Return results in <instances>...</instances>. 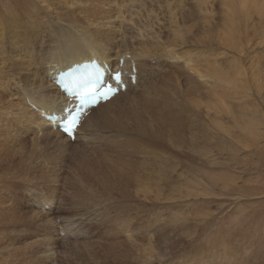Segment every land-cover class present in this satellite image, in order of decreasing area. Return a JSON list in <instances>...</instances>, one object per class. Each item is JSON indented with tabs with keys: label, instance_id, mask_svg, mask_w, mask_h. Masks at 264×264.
<instances>
[{
	"label": "rangeland",
	"instance_id": "374dc122",
	"mask_svg": "<svg viewBox=\"0 0 264 264\" xmlns=\"http://www.w3.org/2000/svg\"><path fill=\"white\" fill-rule=\"evenodd\" d=\"M6 1L7 0L4 1L5 5L7 3L6 9L2 10L4 5L0 4V11H1L0 19L2 20L4 18L5 22L11 16V13L14 12L12 11L13 7H12L11 2H9L10 0H8L7 2ZM110 1H111V4H109ZM131 1L133 3H130V0H106V1L105 0H58V1L57 0H48V1L47 0H41V1L40 0H37V1L36 0H25V3H24V1L22 0L23 4L21 6L14 5V7L17 10L16 12L22 17L24 27L17 28L13 32V31L7 30L8 25L6 24L3 26L5 30L0 32V52H8L6 54H3L2 56L6 59V62L4 63L0 62L2 63V66H3V67L1 66V71H2L1 74H3V72H7L6 69L8 67L12 68L11 70L8 69V73L10 72L9 73L10 76L11 74L14 76L17 73L16 70L12 66H16L17 64H19L18 63L19 61L13 60L12 54L9 53V51L14 53L15 55L16 54L24 55L26 51L28 49L30 50L32 47V48H35L34 50L38 51L37 53H34L36 58L37 57L40 58L46 51L50 49L48 48L49 46L48 44H53L52 38H54L59 33L60 28L65 29V30L66 29L76 30V29H81V28L82 29L87 28L91 24L90 22L94 20V14L99 13L95 11H98L100 9L102 10V13L104 11V14L106 13L107 15V12H110V15L113 16L114 21H115V23L113 21V25L114 27L115 26L117 27L116 28L118 32L117 34H121V36H124L126 38L127 37L132 38L133 41L138 40V38L140 41H145L146 39L155 41L153 40V37L151 35L148 36L147 32L141 29V27L139 26V23L147 24V25L149 24L151 25V28L152 26L155 27L158 24L159 25H163L165 23L166 24L171 23L173 25L177 24V25H180L179 28L181 27L183 28L184 30L183 34H185L187 38H189V40H187L189 41V43L191 42L192 37H193L192 40L196 41V42L192 41L194 42V44L196 43L195 46L198 49V50L196 49L197 52L196 51L195 52L199 53L201 57L203 55L202 59H205V61L207 60L205 56L208 57L210 62L212 61V63L210 62L208 63L211 64L210 65L211 67L216 68V69L213 68L214 71H216L215 72L216 74L223 73L221 75L222 77H228L232 75L231 76L232 78L230 77L231 79L230 82L232 84V82L234 81V76L236 75V72L240 67L241 69L244 68L245 71L248 72L247 81H244L242 78H240L238 83H236V84H240L242 88L236 89L233 87V85H229L227 86V89L229 90H226V88L225 89L223 88V90L222 88H219V90H217V92L220 91L222 92V95L225 94V96L229 98V101L225 100V105H224V101L222 100L224 97L221 98L217 96V98L219 97L221 99H218L219 101L216 99L218 102L217 105L219 104L220 100H222L223 104L221 105H224V106L228 105L229 106L228 108L232 110L234 109L238 110L239 105L246 104L247 107L249 108V114H248V120H247L249 121L248 128L245 132H242L240 128L237 127V124H238L237 121H234L232 117H229L231 120L230 122L226 123V125H225V122L214 120V118H216V115L214 114L213 111L208 109V104H212L208 101L212 100L211 102H213L215 100L214 99L215 97H213V99H207L206 92H205V89L207 87H205V84H204L205 80L198 79L199 80L198 81L197 78L196 79L194 78L193 79L194 81L193 80L190 81L189 77L191 75L189 76V73L186 70L185 72L188 74L189 81L188 82L186 81L188 80L186 76L187 74H184L185 72L181 73L182 75H184V77L180 79V83L182 85L181 87L182 91H186V92L188 91L187 87H189V83H190V86L192 87L196 86L197 84L201 82L202 83L197 85V87L199 86L198 88L199 90L195 89L196 87H194L195 93L191 94L193 96L189 94L183 95L184 105L186 107L188 106V108L193 112L190 115H188L187 113L182 115L183 123L186 122L185 123L186 125H188L189 123H197L199 127H197L195 131H197L196 135L199 136L198 142L212 141L214 145H212V147L208 150L209 155L200 154L199 152L195 153L196 155H194V157L198 156L197 159L199 161V165H197V163L193 165L199 170L194 173H192V171L190 170V165H192V161H191V157L189 156H191V153L187 152L188 151L187 149L183 151L182 150L173 151L171 149H167L166 150V159H167L166 166L176 165V161H175L176 159H179L181 161L178 165L176 174L173 176L175 179L173 178L172 181L176 182L177 175H179L178 177L182 175L181 176L182 184L180 185L177 184V186L175 185L176 187H174V185H168V184L165 186L164 185L156 186V184L153 185L152 183H150V185L148 184L149 186L146 184H139L137 186L132 187L134 188V190H132L131 188L130 190L131 196L128 195L126 197H120L119 194L117 195L114 194L113 196L112 195L109 196V194H106L105 196V193L102 192V189H103L102 185H98L100 182L106 183L105 172H107L106 169L108 168V161H112L116 159V155H114V153L111 152L110 150L111 148L110 146H112V143L108 142V138H107V135L110 134V132L109 130H107L108 127L104 126L103 123H98L93 127L87 128L82 134L78 135V139L76 142L72 141L71 144H67L63 142L66 147L63 144H61L60 141L55 136L49 135L48 137L46 136L44 138L43 135L38 134V137L37 136L33 137L31 134L26 135L25 133L23 134V132H21V135L23 134L24 138L18 139V142L12 145V150L15 156H19V157H15V158H18L16 162L19 163L20 161L22 166L19 163V167H18V164L17 163L15 164V161L14 162L12 161L13 163L10 162V165L13 168L10 167L11 168L10 169L9 166H7L5 162H3L4 160L0 158V160L2 159L0 161V205L5 206L7 210H11V212L16 210L19 216L18 219H16V221L13 223H9L8 221L0 222V264H107V263L131 264L132 262H133L132 264L134 263L143 264V257H144V264H146L145 262H148L149 264H168V262L169 264H181V263L182 264L183 263L185 264H264V14H263L264 13V0H252V1L251 0H236L235 3L237 2L239 5L245 4V6L243 7V11L238 14L232 13V10L230 9V2H231L230 0H227V3L225 5H223L224 0H212V1L207 0L206 3L200 2V1L204 2L206 0H200V1L195 0L194 1V4L196 2L195 5L193 4V0L192 1L191 0H182V1L181 0H157V1L156 0H152V1L142 0V2L141 0H137V1L131 0ZM53 2H56V3L54 4ZM141 3L143 4V7ZM200 3L201 5H199ZM211 4L212 5L214 4L215 7L213 6L208 7ZM227 4H229V7L226 6ZM171 6L173 8L175 6L174 8L175 10H173V8L168 9ZM199 6H201L203 9V10L199 9V11L200 10L203 12L205 11L206 15L202 12L200 13L198 9H196V8H199ZM34 7L37 9H35ZM211 7L213 8L211 9ZM207 8H208V11H210L211 9L212 12L211 11H210L211 13L207 12ZM181 9H183V12L181 11ZM213 9H215V12ZM161 10H164V11L162 12ZM226 10L228 12H226ZM47 11L51 13L52 15L48 14ZM167 11L169 13H167ZM178 13L179 14L181 13V16ZM147 15L149 18L147 17ZM172 15L173 17L171 18ZM182 15L184 18L181 19ZM67 17L68 19H65ZM74 17L77 18V19L75 18L76 20L75 23L71 22L72 19H74ZM44 18H47V19H44ZM51 18H52V21H51ZM141 18H143L144 20H142ZM170 18L171 20L173 19L174 22L173 21L169 22ZM177 18H178V21H177ZM207 18H209V20H207ZM241 18H244L243 21L247 19L248 22H246V24H250L249 26L250 28L249 27L246 28L247 32L242 33V37H243L242 41H241V33L239 34L240 35L239 45L240 47L244 48V51L246 54H244L243 56H239L238 51H236L235 49H231V48H229V51H226L224 53L225 49L222 46H220L221 42L219 40L220 38L219 36H221L223 33L226 32V29L229 23H230V26H235L234 24H237V22L238 23L243 22ZM210 19L212 21L214 19L215 24L214 23L212 24L210 22L211 21ZM60 20L66 23H62ZM206 20L209 21L207 22V24H205ZM96 22H99V21H96ZM122 22H125L123 24H128L130 22L129 27L132 29L130 28L129 29L131 31L127 30V28H125L124 25H121ZM70 23L71 25H69ZM82 23L83 24L85 23V24L83 25ZM209 23L212 25L211 26L209 25L211 29L208 28L209 29L208 30L206 27H208ZM216 24L217 26H215ZM223 24L225 25V28ZM187 25L191 26L189 28L191 30H188ZM213 25L215 26V29ZM221 27L224 29H222ZM202 28H204V30ZM220 30L222 34L221 33L219 34ZM199 31L201 33H199ZM252 31L253 32L256 31L255 34L254 33L252 34ZM213 32H215V34ZM193 33H195L196 35ZM199 34L201 35L198 36ZM214 35L216 36L219 35V36L216 37ZM197 36H198V39L200 38L199 39L200 43L197 42L198 41ZM38 37H40V39ZM209 38L210 40L212 39V44L209 43L208 41ZM194 44L190 43L191 46H187L185 50L189 48L194 49L193 48ZM200 46L203 50L201 52L202 54H200V50H201ZM4 48L6 49L4 50ZM204 52H206L205 55H204ZM219 54H221L222 56H220ZM218 55L222 57L221 59L222 61L221 60L218 61L220 59ZM211 56L213 57L211 58ZM223 58H227V59L223 60ZM203 62L204 60L201 62V64H203ZM226 62H229V64ZM231 62L234 65L235 63H238L236 64L237 66H235L237 70H234L233 64ZM25 63L26 61L20 64H25ZM208 63L206 61L207 66H204L205 68H203V65H205V62L202 65V68L198 66V68H200L199 70L201 71L205 69L206 73H210L211 71V73L213 72L212 74H215L214 71L211 70L212 68L209 67ZM220 63H221V66L219 65ZM224 64L230 65V67L232 68V71L231 69H229L230 68L229 66L227 68L228 71L230 70L229 75L227 73L226 75H224L225 72L227 71L226 68H224L226 67ZM34 66L35 64L33 65V67ZM207 67L209 68L206 69ZM222 67L224 68L225 72L220 71V70H223ZM217 68L218 69L221 68V69L218 70ZM181 74L180 76H182ZM185 76H186V80H185ZM195 81L197 83H195ZM213 81L215 83V80ZM192 82L193 84L195 83V85H193ZM8 84H7L6 89L9 92ZM221 86L225 87L226 84L221 83ZM244 87L246 90L247 88H249V90H248V93L244 91L246 98L242 99L241 98L242 91L240 89H243ZM201 90L203 91V93L200 92ZM224 90L227 92H224ZM235 92L238 93V94L236 93V95H239V98L238 96L235 95ZM230 93L232 95H228ZM2 96L8 99V96H6V94ZM193 100L196 102L195 104L196 110H194L192 107L194 106L192 102ZM216 100L214 101L215 103L213 104H216ZM29 102L30 101L27 100L26 105L30 108ZM227 102L229 104H227ZM217 105L216 107L212 106V109H215L221 106V105L220 106L219 105L217 106ZM181 108H182V103H181ZM122 119L128 122L129 118L127 116H123ZM197 119H199V121L204 126L201 123L197 122L196 121ZM213 120H214L213 124L215 125V127L212 126ZM215 122L216 124L220 123L219 126L222 123L225 126L229 125L228 127L231 130H233L231 131L232 134L229 137L228 141L224 140L225 143L223 142V135L219 133L220 132L219 126L218 125L216 126ZM0 124L8 127L10 124V120L7 119V117H2L0 119ZM128 126L131 127V125H128ZM213 128H216V129H213ZM33 132L37 134L36 126L34 127ZM53 132H56V130L54 129ZM187 135L188 137H190L189 134ZM25 137L26 138L28 137V139H26ZM36 137L39 142L36 140ZM40 138H42V140H40ZM33 139L35 140L36 143L37 142L39 144L42 143V145H39L37 143L38 145L37 147V145H34L35 142ZM27 140H29L28 141L29 143L27 142ZM51 141L52 142L54 141V142L52 143ZM224 145L228 146L230 150L228 152L222 153L221 146H224ZM35 146H36L37 151L34 149ZM22 148L24 149L22 150ZM26 148L28 149L26 150ZM200 148H202L201 144H200ZM31 149L34 151H31ZM42 149H44V151ZM59 150H60V153H59ZM21 151H24V152L21 153ZM40 151L41 153L42 151L44 153H47V152L48 153L47 154L38 153ZM51 152L53 153V155ZM34 153L36 154L38 153V154L36 155ZM29 154L30 155L32 154V155L29 156ZM57 155L61 156L60 159H58L59 156L56 157ZM176 155H177V158H175ZM34 156L36 157L34 158ZM53 156L55 157L57 161L53 160L54 159ZM15 158L13 160H15ZM61 158L63 159L62 160L63 163L60 161ZM137 158L139 159L138 160L139 162L142 161L141 156H138ZM43 159L45 160V162H43L44 161ZM24 160L26 161V164H31V166L30 165L27 166L25 163L22 164ZM34 160L36 161L38 160L39 164L38 162H35ZM40 160H41V164H40ZM58 160L60 161V163H58ZM209 161L210 163L211 162L213 163H211L210 165ZM49 162L51 163V166ZM52 162L54 163L56 162V163L52 164ZM225 162H226V165H225ZM34 163H37V164H34ZM46 163H48L49 165L47 164L48 167H46L45 170H43L44 167L46 166V165L44 166V164ZM155 164H156L155 162L152 163V165H155ZM12 165H15V166H12ZM16 165H17V168H15ZM41 167H42V170H41ZM49 168L50 169L52 168V172ZM12 169L15 172L17 170L16 172L17 175L14 174L15 172ZM34 169H37L38 171H34ZM47 169H49L50 171ZM46 170L48 171V173L47 172L45 173ZM20 171L21 173H19ZM23 173L26 176H24ZM50 173L53 175L57 174L56 179H54L55 176L53 178L50 175ZM47 174L49 178L51 177L50 179L48 178ZM43 176H45L44 177L45 181L43 180L44 179ZM113 177L114 176H112V178ZM47 178L51 181H48ZM58 178L60 179L58 180ZM42 180L44 182H41ZM190 180L194 182V183L191 182V184L192 183L193 185L196 184V186L190 185V183L187 184V181H190ZM55 181H57V183ZM40 182L42 185L40 184ZM46 182H50L51 187L50 185H48L49 183H47V186H46L45 185ZM51 182L55 185H53ZM43 183H45L44 186H43ZM176 183H179L178 180ZM94 185L96 187L98 185V187L95 188ZM9 186H12V188L9 189ZM143 186L149 187V188L146 187L145 190L147 188L151 189L153 186L152 190H149L148 192L149 195H147L146 193H143V191L140 190V189L144 190ZM178 186L179 187L181 186V188L183 187V190L180 188V190H182L181 192L177 190L179 189ZM187 186H193V187H187ZM184 187L189 188L191 190L184 189ZM115 188L116 190L122 189L121 182L119 179L115 180ZM115 188L113 190H115ZM135 189L137 190L139 189L140 192H142L144 195L142 193L140 195V193H138L139 190L137 191ZM148 189L144 191L147 192ZM162 189L164 191H162ZM99 190L101 192H99ZM184 190L190 191L192 195L190 193L186 194ZM132 191H134L135 194ZM135 191H137V193ZM176 191H178L180 194L182 193L183 196L178 195V192ZM161 192H164L163 196H160ZM136 194H138V196H135ZM150 194L153 195V197ZM154 195L156 196V199L159 198V200L155 201ZM185 195H188V196H185ZM79 196H82V197H79ZM115 197L116 199H114ZM131 197L134 200H132ZM120 198L123 200H120ZM136 198L138 200H136ZM142 198L144 201L143 200L141 201ZM98 199H99V202L97 203ZM124 199H126V201H124ZM90 200L91 201L94 200V203H95V200H97L96 201L97 204L92 203L95 206L91 205ZM113 200L115 201V204L116 203L118 204L117 207L119 208H117L115 205H112ZM122 201H124V203L128 202V204H124ZM130 201H132L131 202L132 204L130 203ZM87 202H90V203H87ZM104 202L106 206L107 204L109 205L111 204L110 208L109 206L106 207L105 205H103V210H101L102 209L101 203H104ZM118 202H122V204ZM138 202H140V204H138ZM143 202L147 204L145 203L143 204ZM43 203H44V207H43L44 209L40 207V205H42ZM154 203L158 205H155ZM99 204H100V207L98 208ZM126 205H128V207H126ZM142 205H145L146 207H144L143 209ZM90 206H93L94 208L93 207L90 208ZM104 206H105V209H104ZM141 206H142V209L145 210L146 212L145 214L146 216L148 215V217H145L144 213L142 214V209H140ZM150 206L153 207V210L151 209ZM112 207H115V209H120L121 212L120 210H115ZM108 208L109 209L112 208L113 211L108 210ZM125 208H127L128 210ZM148 209H150L151 212ZM124 211H128L130 213H127ZM119 214H121L120 218H119ZM124 214L126 216H128V214L131 216L126 217ZM121 216L123 217V219ZM124 221L128 224H126ZM142 221L144 222V224ZM118 222L119 223L122 222L123 227H122V224L121 223L119 224ZM129 222H131V225H129L130 224ZM139 222H141L142 224H140ZM124 223L127 225V232L125 231L126 228H125ZM147 225H148V228L146 227ZM120 227H122V229ZM162 229L163 230L165 229V230L163 231ZM136 230L138 231V233H141V234H138ZM120 231L122 234H120L119 237L121 236L123 237L122 239L121 238L119 239V242H122L123 239L126 238L124 240V243L126 242L125 244L127 246H130L128 248L126 246H122L123 248H119V250L121 249L122 252L119 251L117 247H115L114 249L113 247H111L112 249L107 247L109 245L108 243L112 242L114 238L118 237V234L120 233ZM156 231H158L159 233L157 234ZM117 232L118 234L116 237L114 234H116ZM131 232H135L133 237H131L132 235ZM155 233L157 235H160L161 237L155 235L158 239L155 237H154L155 239L152 238ZM164 233H166V235ZM109 234L111 237L109 236ZM112 235H114V238H112L113 237ZM141 235H143L144 237ZM167 235L169 237H167ZM106 236L108 237L107 245L105 241ZM151 238L152 240L154 239L155 241H157V243L153 240L152 242L154 243L146 244L145 242H149V241L151 242L150 240ZM108 239L109 241L110 240L111 241L109 242ZM115 240L116 239H114L113 241ZM139 241H142L146 245L143 244L142 242L141 244H143V246L139 245L140 244L138 243ZM160 242L163 245H161ZM135 243L137 244V246ZM131 245L135 246L136 250H134L135 248L133 246L131 247ZM148 245L155 247L151 251H153V253L155 254L156 260H155L154 254H152L151 251H149L153 247H148ZM223 246L225 248H223ZM140 247H142V250L144 249L143 251L145 250L147 251L146 248H148V251L150 252V254L149 252H147L148 253L147 254L146 251L145 253H143ZM171 247H172V250H171ZM42 248H44V250H42ZM106 249L108 252L105 251ZM109 249L112 251L114 250L113 251L114 258H112L111 256L112 254H109L110 252H112ZM165 249L166 251L169 250V252H166ZM100 250L103 252H101ZM132 250H133V253H132ZM155 250L156 252H154ZM212 250L213 251L215 250V251L213 252ZM32 251H34V253L36 252V256L34 259H32V261L28 262L27 259ZM137 251L141 253L138 252L139 254H135V252L137 253ZM158 251L160 252L158 253ZM172 251L173 253L175 251L177 253L175 252L176 254L175 253L173 254ZM104 252L108 253L109 255L108 256L105 255L106 253ZM163 252L164 253L166 252L168 254L170 252L171 253L168 256V254H164ZM115 253H120V254L115 255ZM140 254L143 257H141ZM163 254L165 258L164 256H162ZM146 255L147 256L152 255V257H154V260L151 261L152 257L150 256L148 258ZM134 256L135 258L137 257L138 260H136ZM158 256L160 258L163 257L165 259L163 261V258H161L163 263L161 262ZM115 257H118L117 259L119 261ZM145 257H147L148 260L150 258L151 259L148 261ZM227 259L230 261L228 262ZM113 260H115L116 262ZM106 261L107 263H105ZM157 261L159 263H157Z\"/></svg>",
	"mask_w": 264,
	"mask_h": 264
},
{
	"label": "bare ground",
	"instance_id": "6f19581e",
	"mask_svg": "<svg viewBox=\"0 0 264 264\" xmlns=\"http://www.w3.org/2000/svg\"><path fill=\"white\" fill-rule=\"evenodd\" d=\"M5 0H0V4L4 5L3 9H6V5H5ZM8 1V0H7ZM6 1V2H7ZM24 3H25V0H23ZM37 1V0H36ZM41 1V0H40ZM48 1V0H47ZM58 1V0H57ZM106 1V0H105ZM137 1V0H135ZM144 1V0H143ZM149 1H152V0H149ZM157 1V0H156ZM182 1V0H181ZM192 1V0H191ZM194 1L193 0V4H194ZM197 1V0H196ZM200 1V0H199ZM212 1V0H211ZM231 1V2H230ZM230 9L232 10V13L233 14H238L240 12L243 11V7L245 6V4L243 5H239L237 2L235 3L236 0H230ZM252 1V0H251ZM9 2H11L12 4V11H14L13 13H11V16L7 19V21L5 22V19L3 18L2 20L0 19V32H2L3 30H5V28H3L4 25H8L7 26V30L9 31H15L17 28H22L24 27V23H23V20H22V17L16 12L17 10L15 9L14 5H18V6H21L23 4L22 0H10ZM35 2V1H34ZM96 2V1H95ZM113 2V1H112ZM123 2V1H122ZM142 2V0H141ZM202 3H206V1H200ZM27 3V2H26ZM36 3V2H35ZM54 4L56 2H53ZM108 3V2H107ZM106 3V4H107ZM130 3H133L131 0H130ZM146 3V2H145ZM177 3V1H176ZM212 3V2H211ZM227 3V0H224L223 2V5H225ZM244 3V2H243ZM10 4V3H9ZM31 4V3H30ZM52 4V3H51ZM111 4V1L110 3ZM138 4V3H136ZM142 4V3H141ZM196 4V2H195ZM194 4V5H195ZM27 5V4H25ZM40 5V4H39ZM50 5V4H49ZM99 5V3H98ZM156 5V4H155ZM153 5V6H155ZM174 5V4H173ZM201 5V3L199 4ZM263 5V4H262ZM53 6V5H52ZM56 6V5H55ZM112 6V5H111ZM120 6V5H119ZM134 6V4H133ZM139 6V5H138ZM179 6V5H178ZM203 6V4H202ZM210 6H214V4L212 5H209L208 7ZM227 7H229V4L226 5ZM29 7V6H28ZM41 7V6H40ZM68 7V6H67ZM141 7V6H140ZM142 7H143V4H142ZM177 7V6H176ZM181 7V6H180ZM198 7V6H196ZM211 7V9L213 8ZM217 7V6H216ZM35 8V7H34ZM100 8V7H99ZM103 8V7H101ZM110 8V7H109ZM173 7L171 6L170 8L168 9H172ZM175 8V6H174ZM173 8V10H175ZM178 8V7H177ZM195 8V7H194ZM37 9V8H35ZM58 9V8H57ZM56 9V10H57ZM108 9V7H107ZM112 9V8H111ZM119 9V8H118ZM133 9V7H132ZM143 9V8H142ZM198 9H202L201 6H199V8H196ZM210 9V8H209ZM210 9V11L212 12V10ZM9 10V9H8ZM43 10V8H42ZM55 10V9H54ZM101 10V9H100ZM95 11V12H99V13H95L93 12L94 14V20L92 22H90L91 24L87 27V28H81V29H76V30H68V29H59V33L54 37L52 38L53 39V44H48V48H50L48 51H46L40 58H36L35 54L34 53H37L38 51L34 50L35 48H32L29 50L26 51V53L24 55H15L14 53L10 52L12 54V58L13 60L15 61H19L16 66H12L15 70H16V75H12L11 76L9 75L8 73V69L11 70L12 68L11 67H8L6 69L7 72H3L1 71V66H2V63H0V119L2 117H7V119L10 120V124L9 126H5V125H1L0 124V158H2L7 166H9V168L11 167L10 165V162H14L15 161V164L17 163L18 164V167H19V163L16 162L18 158H15V157H19V156H15L13 154V150H12V145H14L16 142H18V139H21V138H24L23 137V134L25 133L26 135L28 134H31L33 137L34 136H37L38 137V134H41L44 136V138L49 135H52V136H55L61 144H63L65 146V143L67 144H71L72 141L71 139H69V137H67L64 133H62L60 130H59V127L57 126L58 123L53 121V120H47L44 116H60V117H64V110L69 107L71 105V103L69 102L70 100V97H66V95L64 93H62V91L60 90L59 86L56 85L55 83V79H56V75L61 72V71H65L67 69H70L72 68L74 65H78V64H82L84 62H92L94 60H96L99 65L101 66L102 69H104L105 72H108L109 69H112L113 71H116V70H122L124 71L125 73L126 72H131L133 69H136L137 71V80H136V83L133 84L131 82V80L129 79L128 75L125 74V80H126V85H127V90L125 92H121L119 93L118 95H116L114 98H112L110 101L104 103V104H99L96 108H92L90 110V113L89 115L84 119V121H82V123H80V126L77 128L76 132H75V139H74V142L77 141L78 139V135L82 134L87 128L89 127H93L95 126L96 124L98 123H103L104 126H107V130H109L110 134L107 135V138H108V142H111L112 143V146H110V150L111 152L114 153V155H116V159L112 160V161H108V168L106 169L107 172H105V175H106V183L104 182H100L98 185H102V192L105 193V196L106 194H109L110 195H114V194H119L120 197H126L128 195H130V190L132 187L134 186H137L139 184H146V185H150V183H152L153 185L156 184L159 185V186H162V185H174V187L177 186V184H182L181 181H182V178L181 176L178 177L179 175H177V179H176V182L178 180L179 183H176V182H173V176L176 174V171H177V168H178V165L179 163L181 162L179 159H176V165H170V166H166V162H167V159H166V150L167 149H171L173 151L177 150V151H180V150H185L187 149L189 153H191V161H192V165H190V170L192 171V173L194 172H197L199 169L196 168L193 164L197 163V165H199V161L197 159V157H194V155H196L195 153L196 152H199L200 154H208L209 155V149L212 147L213 142L212 141H205V142H198L199 140V136L196 135V132L195 131L197 129V127H199V125L197 123H189L188 125H186L185 123H183V119H182V115L183 114H188L190 115L191 113H193L189 108L188 106L186 107L184 105V102H183V95L184 94H194L195 93V90H194V87H196L195 89H198L199 86L197 87V85L201 84H197L196 86L192 87L190 86V83H189V87L188 88V91H182L181 90V83H180V79L182 77H184V75H182L181 73L185 72L186 70L188 71L189 73V79L190 81H192L194 78L197 80L198 79H202V80H205L204 84H205V87H207L205 89V92H206V97L207 99H213V97H215L214 99L218 100V99H221L222 97H224L222 100L224 101V105H225V100H228L229 101V98L225 96V94L222 95V92L218 91L219 88H223L226 90H229L227 89V86L229 85H233L234 88L236 89H239V88H242L240 86V84H236L238 83L239 79L242 78L244 81H247L248 80V72L245 71L244 68L241 69V67L237 70L235 68V66H237L236 64L238 63H235V65L233 64V68L234 70H237L236 72V75L234 76V81L230 82V77L232 76H228V77H222L221 73H218L216 74L214 71V67H211L210 63H212V61L210 62V60L208 59V57L205 56V58L207 59V63L209 65V67H211L212 71H214L215 74H212L211 71L210 73H206L205 72V69L204 70H199L200 68H198V66H200L202 68V65L204 64L205 62V65H203V68H205L204 66H207L206 65V61L205 59H202L203 58V55L202 57L199 55V53H196V46L194 44V40H192L191 38V42L190 43H193L194 44V49H186L185 48L187 46H191L189 41V38H187V36L185 34H183L184 30L183 28H179L180 25H173V24H169V23H165L163 25H157V26H152L151 28V25H147V24H140L139 23V26L141 27L142 30H144L145 32H147L148 36L151 35L153 37V40L155 41H151L149 39H146L145 41H140L139 38L138 40H135L133 41L132 38H129V37H124V36H121V34H117V30H116V26L114 27L113 25V21H114V18L112 15H110V12H107V15L106 13L104 14V11L102 13V10L100 11ZM106 10V9H105ZM195 10V9H193ZM203 10V9H202ZM214 12H215V9H213ZM218 10V9H217ZM221 10V9H220ZM228 10V9H227ZM226 10V12H228ZM230 10V11H231ZM33 11V10H32ZM45 11V9H44ZM140 11V10H139ZM162 12L164 10H161ZM181 11L183 12V9H181ZM210 11H208V8H207V12L211 13ZM1 12V11H0ZM5 12V11H4ZM48 12V11H47ZM135 12V11H134ZM177 12V11H176ZM200 13H204L205 14V11H199ZM206 12V13H207ZM213 12V14H214ZM54 13V12H53ZM56 13V12H55ZM71 13V12H70ZM140 13V12H139ZM146 13V12H145ZM167 13H169L167 11ZM48 14H51L48 12ZM58 14V13H57ZM112 14V13H111ZM136 14V13H135ZM172 14V13H171ZM179 14V13H178ZM203 14V15H204ZM230 14V12H229ZM264 14V13H263ZM6 15V14H5ZM41 15V13H40ZM52 15V14H51ZM55 15V14H54ZM53 15V16H54ZM73 15V14H72ZM106 15V16H105ZM114 15V14H113ZM170 15V14H169ZM168 15V16H169ZM181 16V13L179 14ZM202 15V14H201ZM206 15V14H205ZM208 15V14H207ZM212 15V14H211ZM46 16V15H45ZM49 16V15H48ZM137 16V15H136ZM161 16V15H160ZM178 16V17H180ZM42 17V16H41ZM44 17V16H43ZM47 17V16H46ZM66 17V16H65ZM70 17V16H69ZM142 17V16H141ZM148 17V15H147ZM164 17V16H162ZM173 17V15L171 16V18ZM177 17V16H176ZM212 17V16H211ZM49 18V17H48ZM57 18V17H56ZM64 18V17H63ZM76 17H74V19H72L71 22H76L75 20ZM87 18V17H86ZM91 18V17H90ZM138 18V17H137ZM149 18V17H148ZM147 18V20H148ZM170 18V21H173L174 20L172 19L171 20ZM184 18L183 15L181 17V19ZM226 18V17H225ZM43 19V18H42ZM44 19H47V18H44ZM58 19V18H57ZM62 19V17H61ZM65 19H68L65 18ZM64 19V20H65ZM77 19V18H76ZM93 19V18H92ZM116 19V17H115ZM142 20H144L143 18H141ZM176 19V18H175ZM236 19V18H235ZM242 21L244 18H241ZM21 20V21H19ZM207 20H209V18H207ZM206 20V23L209 22ZM211 20V19H210ZM228 20V18H227ZM51 21H52V18H51ZM61 21V20H60ZM87 21V20H86ZM85 21V22H86ZM96 21H99V22H96ZM140 21V20H139ZM138 21V22H139ZM177 21H178V18H177ZM59 22V21H58ZM62 22V21H61ZM60 22V23H61ZM88 22V21H87ZM117 22V20H116ZM126 22V21H125ZM125 22H122L121 25H124L125 28H127V30H130L132 28L129 27V23L128 24H123ZM204 22V21H203ZM212 24L214 23V19L213 21L211 20L210 21ZM246 22H248L247 19H245V21L243 22H237V24H234L235 26H230V23L226 29V32L225 33H221V30L225 28V25H224V28H220V32L219 34L221 33L222 35L219 36V40L221 42L220 46H222L225 51H229V48L231 49H235L236 51H238V54L239 56H243L245 53L244 51V48L243 47H240L239 45V39H240V33H241V41L243 39L242 37V33H245L247 32L246 28H248L250 26V24H246ZM62 23H66V22H62ZM81 23V22H80ZM115 23V21H114ZM127 23V22H126ZM197 23V22H196ZM199 23V22H198ZM50 24V22H49ZM55 24V22H54ZM83 24V23H82ZM85 24V23H84ZM83 24V25H84ZM204 24V23H203ZM212 24H208V27H206L207 29L210 28L211 29V25ZM215 24V23H214ZM218 24V23H217ZM217 24L215 26H217ZM71 25V23L69 24ZM210 25V26H209ZM227 25V24H226ZM50 26V25H48ZM59 26V25H58ZM63 26V25H62ZM76 26V25H75ZM183 26V25H182ZM188 26V25H187ZM214 26V25H213ZM215 26H214V29H215ZM60 27V26H59ZM74 27V26H73ZM123 27V28H124ZM135 27V26H134ZM184 27V26H183ZM186 27V25H185ZM191 26L189 25L188 26V30H191L189 29ZM219 27V26H218ZM130 28V29H129ZM205 28V27H204ZM204 28H202L204 30ZM205 28V29H206ZM250 28V27H249ZM46 29V28H44ZM186 29V28H185ZM201 29V30H202ZM33 30V29H32ZM187 30V31H188ZM193 30V28H192ZM200 30V29H199ZM209 30V29H208ZM41 31V30H39ZM45 31V30H44ZM47 31V30H46ZM131 31V30H130ZM219 31V29H218ZM135 32V31H134ZM144 32V33H145ZM191 32V31H190ZM189 32V33H190ZM193 32V31H192ZM209 32V31H208ZM211 32V31H210ZM223 32V31H222ZM256 31H252V34L254 33L255 34ZM52 33V32H51ZM56 33V32H55ZM199 33H201L199 31ZM215 34V32H213ZM217 33V32H216ZM41 34V33H40ZM146 34V35H147ZM191 34V33H190ZM195 34V33H193ZM207 34V33H206ZM210 34V33H209ZM45 35V34H44ZM125 35V34H124ZM145 35V37H146ZM196 35V34H195ZM201 34H199L198 36H200ZM203 35V34H202ZM245 35V34H243ZM42 36V35H41ZM54 36V35H53ZM126 36V35H125ZM198 36H197V39H198ZM204 36V35H203ZM210 36V35H209ZM216 36V35H214ZM216 36V37H218ZM196 37V36H194ZM40 39V37H38ZM46 38V37H44ZM206 38V37H205ZM213 38V37H212ZM49 39V38H47ZM142 39V38H141ZM200 39V38H199ZM199 39H198V43L199 42ZM208 39V38H207ZM217 39V38H216ZM38 40V39H37ZM42 40V38H41ZM45 40V39H44ZM215 40V38H214ZM263 40V39H261ZM7 41V40H5ZM194 41V42H192ZM201 41V40H200ZM209 43L212 44V39L210 40L209 38ZM14 42V41H13ZM214 42V41H213ZM44 43V42H43ZM14 45V44H13ZM43 45V44H42ZM198 46V45H197ZM7 47V46H6ZM199 47V46H198ZM15 48V47H14ZM184 48V49H183ZM201 48V46H200ZM205 48V47H204ZM6 48H4L5 50ZM11 50V49H10ZM198 50V49H197ZM200 50V49H199ZM207 50V49H206ZM205 50V51H206ZM196 51V52H195ZM202 48L200 50V54H202ZM208 52V51H207ZM8 52H0V62H6V59L3 56V54H6ZM19 53V52H18ZM206 52H204V55H205ZM209 53V52H208ZM223 53V55H224ZM20 54V53H19ZM220 56H222L221 54H219ZM218 55V56H219ZM228 55V54H227ZM217 56V55H216ZM219 56V57H220ZM9 57V56H8ZM213 56H211L212 58ZM215 57V56H214ZM224 57V56H223ZM11 58V59H12ZM210 58V59H211ZM218 58V57H217ZM216 58V59H217ZM229 58V57H228ZM222 59V57H220V59L218 61H220ZM224 59H227V58H223ZM204 60L203 64H201V62ZM26 61L25 64H20V63H24ZM222 61V60H221ZM228 61V60H227ZM35 62V63H34ZM225 62V61H224ZM11 63V61H10ZM229 64V62H226ZM35 64V66L33 67V65ZM223 64V63H222ZM13 65V64H12ZM221 66V63L219 64ZM225 65V64H224ZM213 66V64H212ZM223 66V65H222ZM226 67V70L228 68V66L230 67V65H225ZM232 66V65H231ZM3 67V66H2ZM5 67V66H4ZM209 67H207L206 69H208ZM217 67V65H216ZM219 67V66H218ZM214 68V69H213ZM224 68L222 67L223 70H220L221 68H217L218 70H220L221 72L224 71ZM229 69H231L232 71V68L230 67ZM210 70V69H209ZM208 70V71H209ZM207 71V70H206ZM230 71V70H229ZM228 70L225 72L224 75H226V73L229 75V72ZM180 74L182 76H180ZM184 74H187L186 72ZM235 74V73H234ZM187 76V79H188V74L186 75ZM186 76H185V80H186ZM252 77V76H251ZM232 78V77H231ZM186 80L187 82L189 81ZM251 79V78H250ZM201 80V81H202ZM215 80V83L214 81ZM194 81V80H193ZM199 81V80H198ZM254 81V80H253ZM213 82V83H211ZM218 82V83H216ZM9 83V84H8ZM195 83H197L195 81ZM195 83L192 84L195 85ZM221 83H224L226 84L225 87H222L224 85L221 86ZM7 84L9 85L8 86V89H9V92L8 90L6 89L7 87ZM203 84V85H204ZM207 85V86H206ZM187 86V85H186ZM236 86V87H235ZM252 86V85H251ZM232 87V86H231ZM248 87V86H247ZM246 87V88H247ZM255 87V86H254ZM218 88V89H217ZM244 89V90H243ZM243 89H240L242 91V99H245L246 98V95H245V92L248 93V90L249 88H247V90L245 89V87ZM199 90V89H198ZM221 90V91H222ZM231 91V90H230ZM229 91V92H230ZM239 91V90H238ZM245 91V92H244ZM200 92L203 93V91L201 90ZM224 92H227L224 90ZM232 92V91H231ZM257 92V91H256ZM219 95H218V94ZM237 92H235V95H236ZM6 94V96H8V99L3 97L2 95ZM238 94V93H237ZM240 94V93H239ZM228 95H232L231 93L228 94ZM234 95V96H235ZM258 95V94H257ZM193 96V95H191ZM217 96L221 97V98H217ZM233 96V97H234ZM238 96L239 98V95H236ZM232 97V96H231ZM256 97V96H255ZM228 98V99H226ZM237 98V99H238ZM260 98V97H259ZM27 100H29V104H30V108L26 105L27 104ZM214 100V101H215ZM217 100H216V104H213L215 103L214 101L211 102L210 100L208 102L212 103V104H208V109L213 111L214 114L216 115V118H214V120L216 121H222V122H225V125L226 123L230 122V118L229 117H232L234 121H237V127L240 128V130L242 132H245L248 128V124H249V121L248 120V114H249V108L247 107L246 104H241L239 105L238 107V110H232V109H229L228 105L224 106V105H221L223 104L222 100H220L219 102V106L220 107H217L215 109H212V106H215L217 105ZM240 100V99H239ZM33 103H32V102ZM219 101V100H218ZM194 106L193 109L196 110V107H195V104L196 102L193 100L192 101ZM238 102V101H237ZM181 103H182V108H181ZM192 104V103H191ZM192 104V105H193ZM227 104H229L227 102ZM6 105V106H5ZM8 105V106H7ZM217 105V106H218ZM231 105V104H230ZM4 106V107H3ZM220 108V109H218ZM233 108V107H232ZM39 114H37V113ZM40 116V118H39ZM123 116H127L129 119H128V122H126L124 119H122ZM44 117V118H43ZM188 120V119H187ZM214 120L212 121V126L215 127V125L213 124ZM239 120V121H238ZM189 121V120H188ZM192 121V120H190ZM197 122L201 123L199 121V119L196 120ZM247 121V122H246ZM235 123V122H234ZM202 124V123H201ZM216 124V122H215ZM220 123H217L216 126L218 125L219 126ZM128 125H131V127H129ZM203 125V124H202ZM223 123L219 126V130L218 132L221 133L223 135V142L224 140L228 141L229 137L231 136L233 130H231L227 125L225 126ZM36 126V133H34V127ZM204 126V125H203ZM228 127V128H227ZM236 127V128H237ZM48 128V129H47ZM103 128V127H102ZM105 128V127H104ZM218 128V127H217ZM54 129L56 130V132H53ZM213 129H216V128H213ZM53 130V131H51ZM105 130V129H104ZM207 130V129H206ZM208 131V130H207ZM21 132H23V134L21 135ZM190 135V137H188L187 134ZM25 135V136H26ZM37 137H36V140H37ZM26 138V137H25ZM28 139V137L26 138ZM48 139V138H47ZM34 140V139H33ZM40 140H42V138H40ZM21 141V140H19ZM25 141V140H23ZM29 140H27L28 142ZM38 141V140H37ZM44 141V139H43ZM35 142V140H34ZM33 142V144H34ZM39 142V141H38ZM37 142V143H38ZM41 142V141H40ZM52 142V141H51ZM50 142V143H51ZM54 142V141H53ZM52 142V143H53ZM21 143V142H20ZM19 143V144H20ZM26 143V142H25ZM29 143V142H28ZM27 143V144H28ZM32 143V141H31ZM37 143L35 142L34 145H37ZM49 143V142H48ZM51 143V144H52ZM208 143V144H207ZM225 143V142H224ZM223 143V144H224ZM39 144V143H38ZM47 144V143H46ZM200 144H201V147L200 148ZM39 145H42L39 144ZM17 146V145H16ZM207 146V147H206ZM24 147V146H23ZM38 147V145H37ZM48 147V145H47ZM46 147V148H47ZM54 147V146H53ZM66 147V146H65ZM109 147V146H108ZM221 151L222 153H225V152H228L230 149L228 148V146H221ZM19 148V147H18ZM33 148V147H32ZM41 148V147H40ZM39 148V149H40ZM43 148V147H42ZM24 148H22L23 150ZM28 148H26L27 150ZM34 149L36 150V146L34 147ZM38 149V148H37ZM51 149V148H50ZM17 150V149H16ZM25 150V151H26ZM44 151V149H42ZM49 150V149H48ZM47 150V151H48ZM219 150V149H218ZM18 151V150H17ZM16 151V152H17ZM31 151H34L31 149ZM37 151V150H36ZM35 151V152H36ZM42 151V153H44ZM52 151V150H51ZM107 151V150H106ZM15 152V151H14ZM24 152V151H21V153ZM53 152V151H52ZM51 152V153H52ZM58 152V151H56ZM55 152V153H56ZM26 153V152H25ZM32 153V152H31ZM38 153H41L38 152ZM37 153V154H38ZM41 153V154H42ZM48 153V152H47ZM47 153H44V154H47ZM54 153V152H53ZM52 153V155H53ZM59 153H60V150H59ZM57 153V154H59ZM62 153V152H61ZM18 154V153H17ZM20 154V153H19ZM36 154V153H34ZM36 154V155H37ZM199 154V155H200ZM32 155V154H31ZM29 154V156H31ZM63 155V154H62ZM26 156V155H25ZM24 156V157H25ZM41 156V155H40ZM39 156V157H40ZM44 156V155H43ZM59 155H57L56 157H58ZM138 156H141L142 157V161H138L139 159L137 158ZM15 160H13L14 158ZM36 156H34L35 158ZM50 157V156H48ZM54 157V156H53ZM61 156H59L58 159H60ZM21 158V157H20ZM175 158H177V155L175 156ZM1 159V160H2ZM24 159V158H23ZM30 159V158H29ZM46 159V158H45ZM50 159V158H49ZM52 159V158H51ZM141 159V158H140ZM0 160V161H1ZM21 160V159H20ZM44 160V159H43ZM42 160V161H43ZM53 160H56L55 157ZM51 160V161H53ZM62 158H61V162H62ZM22 161V160H21ZM35 162H38L39 164V161L37 160H34ZM50 161V160H49ZM57 161V160H56ZM60 161L58 160V163H60ZM12 162V163H13ZM45 162V160L43 161ZM47 162V160H46ZM155 162L156 164L155 165H152V163ZM11 163V164H12ZM25 163L26 164V161L24 160L22 162V164ZM30 163V162H29ZM50 163V162H49ZM56 163V162H55ZM54 162H52V164H55ZM63 163V162H62ZM205 163V162H204ZM203 163V165H204ZM207 163V162H206ZM213 163V162H211ZM210 161H209V164L211 165ZM24 164V165H25ZM34 164H37V163H34ZM40 164H41V160H40ZM48 163L44 164V169L47 166ZM105 164V163H104ZM202 164V163H201ZM200 164V165H201ZM215 164V163H214ZM223 164V163H222ZM21 165V163H20ZM27 166L31 164H26ZM25 165V166H26ZM49 165V164H48ZM209 165V166H210ZM225 165H226V162H225ZM3 166V165H2ZM12 166H15V165H12ZM22 166V165H21ZM26 166V167H27ZM37 166V165H36ZM43 166V165H42ZM50 166H51V163H50ZM49 166V167H50ZM213 166V165H212ZM224 166V165H223ZM39 167V165H38ZM37 167V168H38ZM105 167V166H104ZM13 168V167H11ZM10 168V169H11ZM17 168V165L16 167ZM22 168V167H20ZM19 168V169H20ZM18 169V170H19ZM29 169V168H28ZM33 169V168H32ZM50 169V168H49ZM47 169V170H49ZM13 170V169H12ZM10 170V171H12ZM21 170V169H20ZM26 170V168H25ZM24 170V171H25ZM40 170V168H39ZM41 170H42V167H41ZM45 171V173L48 171ZM51 172H52V168L50 169ZM49 170V171H50ZM9 171V170H8ZM14 171V170H13ZM34 171H38L37 169H34ZM93 171V170H92ZM15 172V171H14ZM17 172V170H16ZM14 173L17 175V173ZM23 172V171H22ZM32 172V171H31ZM43 172V171H42ZM21 173V171L19 172ZM30 173V172H29ZM33 173V172H32ZM31 173V174H32ZM41 173V172H40ZM101 173V172H100ZM103 173V172H102ZM34 174V173H33ZM55 174V173H54ZM59 174V173H58ZM24 175V173H23ZM45 175V174H44ZM50 175L56 179V175H53L50 173ZM103 175V174H102ZM4 176V175H3ZM26 176V175H24ZM48 176V174H47ZM112 176H114L112 178ZM17 177V176H16ZM28 177V176H27ZM45 176H43L44 178ZM100 177V176H99ZM19 178V177H18ZM17 178V179H18ZM22 178V177H21ZM49 178V176H48ZM47 178L48 181H51ZM15 179V178H14ZM16 179V180H17ZM23 179V178H22ZM60 178H58L59 180ZM62 179V178H61ZM96 179V178H95ZM116 179H119L120 182H121V187L122 189L120 190H116L115 188V180ZM175 179V178H174ZM45 181V178L43 179ZM41 181V182H44V181ZM93 180V179H92ZM99 180V179H98ZM97 181V180H96ZM17 182V181H16ZM40 182V184H41ZM54 182V181H53ZM57 183V181H55ZM191 182H193L192 180L190 181H187V184L190 183V185H193V183L191 184ZM32 183V182H31ZM36 183V182H35ZM47 183H49L48 185H50V182H46L43 183V186L44 184L47 186ZM52 183V182H51ZM59 183V182H58ZM61 183V181H60ZM59 183V184H60ZM33 184V183H32ZM38 184V183H37ZM53 184V183H52ZM58 184V185H59ZM30 185V184H29ZM42 185V184H41ZM55 185V184H53ZM97 185V187H98ZM148 185V186H149ZM176 185V186H175ZM38 186V185H37ZM36 186V187H37ZM90 186V185H89ZM95 186V185H94ZM146 186V187H148ZM182 186V185H181ZM181 186L179 187V189H177L178 191H182L183 190V187L181 188ZM193 186H196L193 185ZM193 186H187V187H193ZM14 187V186H13ZM34 187V186H33ZM51 187V185H50ZM95 186V188H97ZM144 187V186H143ZM144 187V190L145 188ZM12 186H9V189H11ZM31 188V187H30ZM35 188V187H34ZM38 188V187H37ZM48 188V187H47ZM46 188V189H47ZM115 188V190H113ZM137 188V187H136ZM142 188V187H141ZM149 188V187H148ZM147 188V189H148ZM153 188V186H152ZM151 189H148L147 192H145L143 189H140L141 191H143V193H146L147 195L149 190H152ZM180 188L182 190H180ZM19 189V188H18ZM36 189V188H35ZM57 189V188H56ZM161 189V187H160ZM174 189V188H172ZM184 189H189V188H185ZM4 190V188H3ZM2 190V191H3ZM132 190H134V188H132ZM137 190V189H135ZM139 190V189H138ZM137 190V191H138ZM140 190L138 191V193H141ZM156 190V189H154ZM191 190V189H189ZM194 190V189H193ZM6 191V190H5ZM14 191V190H13ZM51 191V190H50ZM137 191H135L137 193ZM161 191V190H160ZM162 191H164L162 189ZM176 191V192H178ZM185 191V190H184ZM187 191V190H186ZM185 193L188 194L190 193L192 195V193L190 191H187ZM55 192V191H54ZM99 192H101L99 190ZM98 192V193H99ZM134 193V191H132ZM142 193V194H143ZM153 193V192H152ZM194 193V192H193ZM103 194V193H102ZM135 194V193H134ZM154 194V193H153ZM164 192H161L160 196H163ZM175 194V193H173ZM184 194V193H183ZM189 194V195H190ZM100 195V194H99ZM104 195V194H103ZM144 195V194H143ZM142 195V196H143ZM145 195V196H147ZM151 195V194H150ZM177 195V194H176ZM178 195H182V193L180 194L178 192ZM104 196V197H105ZM131 196V195H130ZM135 196H138V194H136ZM153 197V195H151ZM150 196V197H151ZM183 196V195H182ZM185 196H188V195H185ZM79 197H82V196H79ZM117 197V196H116ZM116 197L114 199H116ZM155 197V201L156 200H159L156 199V196L154 195ZM172 197V196H171ZM78 198V196H77ZM112 198V197H111ZM132 198V197H131ZM139 198V197H138ZM141 198V197H140ZM173 198V197H172ZM182 198V197H180ZM4 199V198H3ZM90 199V198H89ZM147 199V197H146ZM145 199V201H146ZM153 199V198H152ZM151 199V200H152ZM161 199V198H160ZM120 200H123L120 198ZM129 200V199H128ZM127 200V201H128ZM132 200H134L132 198ZM136 200H138L136 198ZM143 200V198L141 199V201ZM97 200H95V203H96ZM101 201V200H100ZM124 201H126V199H124ZM124 201H122L124 203ZM140 201V200H139ZM144 201V200H143ZM3 202V201H2ZM1 202V203H2ZM91 202V205H94V200H90ZM90 202H87V203H90ZM99 202V199L97 201V203ZM103 202V201H102ZM112 202V201H111ZM117 202V201H116ZM122 202H118L120 204H122ZM132 201H130L131 203ZM135 202V201H134ZM133 202V203H134ZM137 202V201H136ZM149 202V201H147ZM168 202V201H167ZM94 203V204H92ZM96 203V204H97ZM114 203V204H113ZM145 202H143L144 204ZM102 206H101V210H103V205L106 206L105 202L104 203H101ZM124 204H128V202L124 203ZM132 204V203H131ZM138 204H140V202H138ZM147 204V203H145ZM152 204V203H150ZM149 204V205H150ZM155 204V203H154ZM43 205V206H42ZM40 205V207H44V203ZM48 205V204H47ZM111 205V204H110ZM110 205L107 204V206H109L110 208ZM112 205H115L116 207L118 206V204L116 203L115 204V201L113 200L112 202ZM155 205H158V204H155ZM95 206V205H94ZM97 206V205H96ZM105 206H104V209H105ZM106 206V207H107ZM143 206V209L144 207H146L145 205H142ZM142 206L140 209H142ZM148 206V205H147ZM152 206V205H151ZM150 206V207H151ZM93 206H90V208H92ZM100 207V204L98 206V208ZM126 207H128V205H126ZM133 207V206H132ZM139 207V205H138ZM148 207V208H150ZM156 207V206H155ZM47 208V207H46ZM94 208V207H93ZM108 210H112V208L115 209V207H112L111 209ZM119 208V207H117ZM44 209V208H43ZM122 209V208H121ZM127 209V208H125ZM139 209V208H138ZM139 209V210H140ZM142 209V214L146 213L145 210ZM151 209L153 210V207H151ZM115 210H120V209H115ZM123 210V209H122ZM128 210V209H127ZM130 210V209H129ZM133 210V209H132ZM131 210V211H132ZM135 210V209H134ZM150 211V209H148ZM146 210V211H148ZM19 211V210H18ZM106 211V210H105ZM113 211V210H112ZM111 211V212H112ZM117 212V211H116ZM121 212V210H120ZM124 212H127V213H130L128 211H124ZM123 212V213H124ZM151 212V211H150ZM149 212V213H150ZM110 213V212H109ZM115 213V212H114ZM119 213V211H118ZM117 213V214H118ZM122 213V214H123ZM134 213V211H133ZM139 213V212H138ZM113 215V214H112ZM115 215V214H114ZM120 215L119 214V218H120ZM125 215V214H124ZM123 215V216H124ZM133 215V214H132ZM135 215V214H134ZM150 215V214H149ZM108 216V215H106ZM118 216V215H117ZM126 216V215H125ZM128 216H131L128 214ZM126 216V217H128ZM140 216V215H139ZM18 212L16 210L12 211L11 210H7V208L5 206H1L0 205V222H4V221H8L9 223H13L16 221V219H18ZM110 217V216H109ZM116 217V216H114ZM122 217V216H121ZM145 217H148V215L146 216L145 214ZM39 218V217H38ZM112 218V217H111ZM110 218V219H111ZM123 219V217H122ZM121 219V220H122ZM125 219V218H124ZM120 220V221H121ZM126 220V219H125ZM128 220V219H127ZM140 220V219H139ZM145 220V218H144ZM47 221V220H45ZM56 221V220H55ZM119 221V220H117ZM123 221V220H122ZM129 221V220H128ZM136 221V219H135ZM159 221V220H158ZM179 221V219H178ZM125 222V221H124ZM143 222V221H142ZM146 222V221H145ZM181 222V221H180ZM119 223V222H118ZM116 223V224H118ZM122 224V222H120ZM119 223V224H120ZM126 223V222H125ZM124 223V224H125ZM131 225V222H129ZM140 224H142L141 222H139ZM115 224V225H116ZM128 224V223H126ZM125 224V228H126V232H127V225ZM144 224V222H143ZM128 225V226H129ZM136 225V224H135ZM118 226V225H117ZM120 226V225H119ZM122 227H123V224H122ZM122 227H120L122 229ZM141 227V226H140ZM148 228V225L146 226ZM144 228V227H142ZM40 229V228H39ZM116 229V228H115ZM114 229V230H115ZM120 229V230H121ZM130 229V228H129ZM141 229V228H140ZM146 229V228H145ZM155 229V228H154ZM131 230V229H130ZM134 230V229H133ZM163 230V229H162ZM165 230V229H164ZM163 230V231H164ZM30 231V230H29ZM113 231V230H112ZM117 231V230H116ZM115 231V232H116ZM141 231V230H140ZM159 231V230H158ZM158 231L157 234L159 233ZM111 232V231H110ZM136 232L138 233V231L136 230ZM145 232V231H144ZM162 232V231H161ZM168 232V231H167ZM109 233V232H108ZM124 233V232H123ZM129 233V232H128ZM132 235L131 237H133V235L135 234V232H131ZM163 233V232H162ZM113 234V233H112ZM117 234H114L116 237H117ZM121 231L120 233L118 234V239L117 238H114V235H112L114 239H116L115 241L112 240V242L108 243L107 242V236L105 237L106 238V245L107 243L109 244L107 247L111 248L113 247V249L115 247H117V249L119 250V248H123L122 246H126L127 248L130 247V246H127L125 243H124V240L126 239H123L122 242H119V239L121 237L120 236ZM125 234V233H124ZM138 234H141V233H138ZM156 233L154 234V236H150L152 238H157L155 235H157ZM166 235V233H164ZM176 234V233H175ZM189 234V233H188ZM27 235V234H26ZM126 235V234H125ZM124 235V236H125ZM147 235V234H146ZM145 235V236H146ZM163 235V234H162ZM174 235V233H173ZM110 236V234H109ZM137 236V235H136ZM143 236V235H141ZM157 236H160V235H157ZM178 236V235H177ZM176 236V238H177ZM34 237V236H33ZM111 237V236H110ZM139 237V236H138ZM137 237V238H138ZM144 237V236H143ZM147 237V236H146ZM161 237V236H160ZM159 237V238H160ZM166 237V236H165ZM167 237H169L167 235ZM172 237V236H170ZM179 237V236H178ZM184 237V236H183ZM188 237V236H187ZM111 238V239H112ZM141 238V237H140ZM152 238L150 239L151 242H145L146 244L147 243H154L152 242ZM175 238V239H176ZM191 238V237H190ZM48 239V238H47ZM145 239V238H144ZM158 239V238H157ZM173 239V238H172ZM138 240V239H137ZM135 240V241H137ZM147 241V240H145ZM155 241V240H154ZM171 241V240H170ZM173 241V240H172ZM181 241V240H180ZM52 242V241H51ZM119 242V243H118ZM132 242V240H131ZM142 241H139L138 243H140L139 245L143 246V244H141ZM157 243V241H155ZM167 242V241H166ZM103 243V241H102ZM129 243V242H128ZM134 243V242H133ZM155 243V244H156ZM161 243V242H160ZM163 243V241H162ZM161 243V245H163ZM95 244V243H94ZM136 244V243H135ZM145 244V245H146ZM14 245V244H13ZM44 245V244H43ZM138 245V246H139ZM154 245V244H153ZM159 245V244H158ZM165 245V244H164ZM54 246V245H53ZM102 246V244H101ZM104 246V245H103ZM133 245H131L132 247ZM137 246V244H136ZM168 246V245H167ZM135 248V246H133ZM146 247V246H144ZM143 247V248H144ZM148 247H153V248H149L151 250H153L155 247L154 246H149ZM125 248V247H124ZM141 250H142V247H140ZM170 248V247H169ZM223 248H225L223 246ZM108 249V248H107ZM107 249L105 250L106 252ZM112 249V248H111ZM139 249V247H138ZM147 252L148 251V248H146ZM160 249V248H159ZM158 249V250H159ZM42 250H44V248H42ZM51 250V249H50ZM110 250V249H109ZM124 250V249H123ZM136 250V248L134 249ZM144 250V249H143ZM143 253H145V251H143ZM157 250V249H156ZM156 250L154 252H156ZM171 250H172V247H171ZM179 250V249H178ZM208 250V249H207ZM224 250V249H223ZM101 251V250H100ZM112 251V250H110ZM114 251V250H113ZM112 251V252H113ZM121 251V249L119 250ZM128 251V250H127ZM166 251V249H165ZM213 251V250H212ZM215 251V250H214ZM213 251V252H214ZM220 251V249H219ZM225 251V250H224ZM103 252V251H101ZM104 252V253H106ZM110 252L109 254H112V258L113 257V254L114 252L112 253ZM122 252V251H121ZM126 252V251H125ZM129 252V251H128ZM137 251V253L135 252V254H139L141 252ZM160 251H158L159 253ZM166 252H169L166 251ZM164 253V254H168V253ZM176 252V251H175ZM174 252V253H175ZM217 252V251H216ZM42 253V251H41ZM132 253H133V250H132ZM142 253V254H143ZM152 254L153 251H151ZM171 253V252H170ZM169 253V254H170ZM173 253V251H172ZM173 253V254H174ZM177 253V252H176ZM175 253V254H176ZM221 253V252H220ZM232 253V252H231ZM230 253V254H231ZM52 254V253H51ZM102 254V253H101ZM108 253H106L105 255H109ZM119 255L120 253H115V255ZM124 254V253H122ZM130 254V253H129ZM128 254V255H129ZM148 254V253H147ZM150 254V252H149ZM164 254L162 256H164ZM168 254V256H169ZM215 254V253H214ZM226 254V253H225ZM126 255V254H125ZM212 255V254H211ZM36 256V252L34 253V251L31 252V254L29 255L27 261L30 262L32 261V259H34ZM123 256V255H122ZM127 256V255H126ZM136 256V255H135ZM134 256V258H135ZM141 256V254H140ZM138 256V257H140ZM145 256V255H144ZM147 256V255H146ZM152 257V255H150ZM150 256H147L148 258ZM176 256V255H175ZM210 256V255H209ZM216 256V255H215ZM218 256V255H217ZM225 256V255H224ZM119 257V256H118ZM118 257H115L116 259ZM125 257V256H124ZM143 257V256H141ZM145 257L147 260L148 258ZM154 257H155V254H154ZM154 257H152L151 261L154 260ZM159 257V256H158ZM206 257V256H205ZM220 257V256H219ZM110 258V259H112ZM160 258V257H159ZM163 258V257H161ZM160 258L161 262L163 263V261L165 260V256L163 258V261L162 259ZM170 258V257H169ZM207 258V257H206ZM225 258V257H224ZM232 258V257H231ZM108 259V257H107ZM131 259V258H130ZM136 260L137 257L135 258ZM141 259V258H140ZM149 259V260H150ZM167 259V258H166ZM210 259V258H209ZM212 259V257H211ZM118 260V259H117ZM132 260V259H131ZM142 260V259H141ZM140 260V262H141ZM148 260V261H149ZM155 260H156V257H155ZM158 260V259H157ZM223 260V259H222ZM225 260V259H224ZM228 260V259H227ZM111 261V260H109ZM115 261V260H113ZM119 261V260H118ZM168 261V260H166ZM165 261V262H166ZM221 261V260H220ZM219 261V262H220ZM230 260H228L229 262ZM116 262V261H115ZM138 262V261H137ZM197 262V261H196ZM107 263V261L105 262ZM133 263V262H132ZM131 263V264H132ZM146 264H149L148 262H145ZM155 263V262H154ZM157 263H159L157 261ZM167 263V262H166ZM223 263V261H222ZM107 264H112V263H107ZM134 264H137V263H134ZM143 264H144V257H143ZM169 264V262H168ZM182 264V263H181ZM185 264V263H183Z\"/></svg>",
	"mask_w": 264,
	"mask_h": 264
},
{
	"label": "snow or ice",
	"instance_id": "6c2138e0",
	"mask_svg": "<svg viewBox=\"0 0 264 264\" xmlns=\"http://www.w3.org/2000/svg\"><path fill=\"white\" fill-rule=\"evenodd\" d=\"M117 80H119V74L116 77ZM112 89L109 88V92H111ZM78 116L79 113H77L76 115H72L71 112L68 113V116L65 118L67 123L65 126V131L71 133L72 129L76 127L77 123H78Z\"/></svg>",
	"mask_w": 264,
	"mask_h": 264
},
{
	"label": "water",
	"instance_id": "95a60500",
	"mask_svg": "<svg viewBox=\"0 0 264 264\" xmlns=\"http://www.w3.org/2000/svg\"><path fill=\"white\" fill-rule=\"evenodd\" d=\"M74 111V110H73ZM66 120V119H65Z\"/></svg>",
	"mask_w": 264,
	"mask_h": 264
}]
</instances>
